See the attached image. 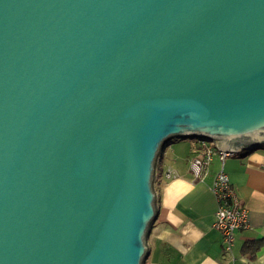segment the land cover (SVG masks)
I'll return each mask as SVG.
<instances>
[{
	"label": "water",
	"instance_id": "95a60500",
	"mask_svg": "<svg viewBox=\"0 0 264 264\" xmlns=\"http://www.w3.org/2000/svg\"><path fill=\"white\" fill-rule=\"evenodd\" d=\"M173 139L264 146V0H0V264H143Z\"/></svg>",
	"mask_w": 264,
	"mask_h": 264
},
{
	"label": "crops",
	"instance_id": "0c3cea01",
	"mask_svg": "<svg viewBox=\"0 0 264 264\" xmlns=\"http://www.w3.org/2000/svg\"><path fill=\"white\" fill-rule=\"evenodd\" d=\"M202 152L197 139H173L159 156L154 180L157 216L147 236L143 264H230L214 227L210 190L221 162L215 156L203 181L193 179L189 160ZM166 168L177 173L165 176ZM223 170L247 210L249 226L235 232L233 264H264V146L228 155Z\"/></svg>",
	"mask_w": 264,
	"mask_h": 264
},
{
	"label": "built area",
	"instance_id": "2783aa9c",
	"mask_svg": "<svg viewBox=\"0 0 264 264\" xmlns=\"http://www.w3.org/2000/svg\"><path fill=\"white\" fill-rule=\"evenodd\" d=\"M202 152L189 160V169L194 180L203 181L208 174L212 159L217 156L221 162L220 169L214 174L210 190L216 201L214 227L222 234L223 250L229 254L230 264L235 257L232 254L235 232L249 226L247 210L243 206L236 190L232 186L228 175L223 170L224 159L232 154L215 148L211 141L198 140ZM158 164V162H157ZM157 168V165H156ZM165 176L168 179L176 178L177 173L166 168Z\"/></svg>",
	"mask_w": 264,
	"mask_h": 264
},
{
	"label": "rangeland",
	"instance_id": "374dc122",
	"mask_svg": "<svg viewBox=\"0 0 264 264\" xmlns=\"http://www.w3.org/2000/svg\"><path fill=\"white\" fill-rule=\"evenodd\" d=\"M187 140H189V139H187Z\"/></svg>",
	"mask_w": 264,
	"mask_h": 264
}]
</instances>
